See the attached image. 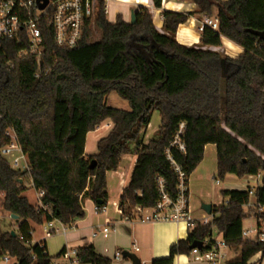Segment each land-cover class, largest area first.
Wrapping results in <instances>:
<instances>
[{
	"label": "trees",
	"instance_id": "obj_1",
	"mask_svg": "<svg viewBox=\"0 0 264 264\" xmlns=\"http://www.w3.org/2000/svg\"><path fill=\"white\" fill-rule=\"evenodd\" d=\"M152 1L156 9H162L163 0ZM190 1L201 16L212 18L214 9L218 10V30L204 28L198 48L182 46L175 39L178 28L194 14L164 11L166 34L161 35L147 8L135 10L134 24L121 17L111 24L102 0L73 50L58 48L49 18L41 19L45 52L39 79L34 57H20L23 47L16 41L2 44L0 192L4 198L0 212L17 216L21 223L15 237L0 233V263L8 257L16 264H53L55 258L44 243L30 246L31 223L55 220L72 226L85 216L84 199L97 208L107 205V175L119 170L124 157L135 155L136 163L119 207L125 217L138 220V208L153 209L158 202L159 179L170 197L177 198L178 175L167 151L189 180L208 146L216 147L220 181L228 176L241 180L261 175L262 185L253 197L249 189L222 191L228 201L214 207L211 223L196 222L187 239L170 248L168 258L150 264H174L176 256L191 255L195 242L202 243L200 252L206 253L213 249L216 235L229 250H239L227 264H253L256 256L264 257V243L242 237L249 217L245 210L252 198L264 208V41L253 34L264 33V0H214L217 6L208 0ZM95 32H99L98 41H93ZM223 38L243 53L233 59L202 49L221 47ZM112 93L126 101L130 111L108 107L106 98ZM156 112L161 123L146 142ZM108 121L112 129L98 141L97 154L87 157L88 134ZM181 125L185 153L171 148ZM11 131L27 157L29 172L13 169L1 155L12 141ZM92 162H96L93 169ZM27 180L44 194L42 205L52 216L24 196ZM256 219L264 220V213ZM77 260L112 264L93 246L78 249Z\"/></svg>",
	"mask_w": 264,
	"mask_h": 264
},
{
	"label": "crops",
	"instance_id": "obj_2",
	"mask_svg": "<svg viewBox=\"0 0 264 264\" xmlns=\"http://www.w3.org/2000/svg\"><path fill=\"white\" fill-rule=\"evenodd\" d=\"M139 7L147 8L150 11L154 27L161 35L166 34L163 30L162 19V13L164 11L194 14L186 24L181 25L178 28L175 39L177 43L182 46L188 48H198L202 34L200 28L205 16L198 14L197 6L193 2L190 0H163L162 9L158 10L155 8L152 0H111L109 3V15L107 16V19L111 24L116 23L118 17H121L125 23H131L132 14ZM213 12L214 15L212 18H216L218 10L215 8ZM202 49L216 52L221 56L233 59L239 57L243 53L242 48L238 47L225 38L222 39L221 47H204ZM106 128H109L108 131L110 132L112 129V123L110 122ZM146 142L148 141L146 140ZM208 153L217 159L216 147L208 146L205 150L203 162L205 161ZM86 156L89 157L88 155ZM203 162L200 164V166H198L195 172L199 170ZM123 163L125 164L124 169L122 166H120L117 172L109 173L107 175V191L109 200L107 203L106 213H98L96 211V204L89 199H84L83 208L85 216L72 226L66 227L58 221H53V226L51 228L48 227L47 222H44L42 225L31 223L33 233L30 246L44 243L48 254L55 258V260L61 259L63 250H65V252L77 251L78 249L86 246H93L97 254L110 259L112 264H132L130 260L124 258L121 261H116L115 255L118 252L121 254L124 252L134 253L140 259L142 264H150L153 260L168 258L170 255V248L177 242L186 240L189 230L184 223H141L138 221L126 222L123 219V216L119 213L117 208L119 206L120 196L129 182L131 171L136 163V156L130 155L124 157L121 165ZM195 172L193 174H195ZM110 175L112 176L113 180H117V186L113 192H111L109 188ZM228 177L230 178L234 176ZM254 178L256 177L249 176L241 179V181H244L242 185L243 188L237 189V191H245L248 188L256 189L260 187L261 185H259V182L254 180ZM190 181L191 177L189 178V206L192 216L197 220L202 219L207 215L202 210V208L201 215L193 214L194 210L191 207ZM25 187L27 191L25 192L24 196L27 197L29 203L32 206L40 207V200L38 198L39 193L33 188L31 181H25ZM227 190L233 191L236 189L227 188ZM251 203H255L253 198ZM218 204L220 203H217L215 206L212 205L213 209L214 207L218 206ZM1 217H8L12 221L14 224L13 227L15 226V230H13V232L16 234L19 230L21 221L12 220L10 215L4 213H1ZM104 229H109L107 237L104 235ZM50 231H52V233H50L51 235L47 237V234ZM215 239L220 240L222 238L216 235ZM223 252L226 253V255H228V253H234L228 248ZM59 255L60 257L58 258ZM238 255L239 251L236 253L235 257ZM263 259L264 257L262 258L261 255H258L252 260V262L262 264ZM224 263H227V259L221 261L219 264ZM0 264H16V261L14 259L8 258L7 261H2ZM75 264L81 263H79L77 260ZM174 264L207 263L196 262L192 256L181 255L174 258Z\"/></svg>",
	"mask_w": 264,
	"mask_h": 264
},
{
	"label": "built area",
	"instance_id": "obj_3",
	"mask_svg": "<svg viewBox=\"0 0 264 264\" xmlns=\"http://www.w3.org/2000/svg\"><path fill=\"white\" fill-rule=\"evenodd\" d=\"M105 3L104 13L109 15V3L111 0H102ZM100 0H57L50 1L45 11L38 10L37 0H0V49L2 44L8 41H16L23 49L20 57L32 56L36 59L35 78L39 79L42 74L41 59L45 52L44 39L40 28V21L43 17L49 18L50 26L54 32V42L60 49L73 50L81 42L87 23L94 19L96 8ZM35 12V13H34ZM210 28L213 31L218 30V19L204 17L200 31L204 28ZM10 67L9 64H7ZM12 68V67H11ZM184 125L180 126V131L171 143V148L178 149L181 153L186 152L185 145L181 142ZM8 136L12 138L9 145L1 150V155L10 163L13 169L29 172L30 167L27 157L22 148L17 143L15 134L11 131ZM168 160L170 161L175 173L178 175L177 198L174 200L170 197L165 189V183L162 179L158 180L159 199L153 209H137L138 220H130L125 217L118 206L119 213L126 222L138 221L141 223L156 222H173L184 223L188 230H193L195 223L208 225L212 221V216L206 215L202 219H195L189 206V180H187L182 168L178 166L171 158L170 151H167ZM257 178L260 177L256 176ZM219 183V182H217ZM250 197H253L255 189L248 188ZM40 207L44 208L41 202L42 192H38ZM4 195L0 192V210ZM248 209L252 210L251 217L255 218L258 214L264 213V208L250 203ZM49 215L52 213L47 208ZM99 213L107 212V205L97 208ZM1 218V212H0ZM55 221V220H53ZM53 221H48L49 228L53 226ZM256 226L248 230L243 229L242 237L246 241L255 243H264V220L256 219ZM52 231L48 232L49 237ZM109 229H104L105 237L108 236ZM23 240V238H21ZM227 249L222 239H215V245L212 250L201 253L199 249H194L191 255L196 262H206L207 264H219L227 257L223 251ZM138 250V249H136ZM123 256L120 252L116 253L115 260L121 261ZM5 257L3 261H7ZM61 260V261H60ZM60 260H55L53 264H75L77 262V251H66ZM253 263V262H252ZM257 264V263H253Z\"/></svg>",
	"mask_w": 264,
	"mask_h": 264
},
{
	"label": "rangeland",
	"instance_id": "obj_4",
	"mask_svg": "<svg viewBox=\"0 0 264 264\" xmlns=\"http://www.w3.org/2000/svg\"><path fill=\"white\" fill-rule=\"evenodd\" d=\"M100 35L99 32H95L93 41H98ZM106 104L108 107L121 110V111H130L128 103L122 100L116 93L110 94L106 98ZM110 121L106 122L103 126H101L97 132L90 133L86 139V147L85 153L88 156L96 155L97 154V143L100 139L105 138L108 135L109 128H106ZM161 123V119L159 114L156 112L153 115L152 122L146 132V140L148 141L152 138L153 134L157 131ZM217 159L216 157H212L210 153L207 154L205 161L203 162L202 166L199 168L195 174L191 176L190 181V192H191V207L194 210V215H201L202 205L203 204H211L215 206L217 203L218 206L221 203H226L228 200L224 198L221 194L222 191L227 190V188L233 189H241L243 188L244 181L236 177H227L223 182L217 178ZM124 163L121 165L124 169ZM202 176V177H201ZM259 182V185H262V176L260 175L259 178H254ZM219 182V183H217ZM109 188L110 191L113 192L117 186V180H113L112 176H109ZM217 207V206H216ZM246 213L248 219L244 222V229L248 230L251 227L256 226V219L251 217L252 210L246 208ZM3 218V217H1ZM0 218V233H12L15 230V226L13 227L12 221L8 217H4L3 219ZM216 234V233H215ZM239 250H232L234 253H228L226 259L227 262L232 260L236 253ZM227 264V263H224ZM264 264V259L262 261Z\"/></svg>",
	"mask_w": 264,
	"mask_h": 264
},
{
	"label": "water",
	"instance_id": "obj_5",
	"mask_svg": "<svg viewBox=\"0 0 264 264\" xmlns=\"http://www.w3.org/2000/svg\"><path fill=\"white\" fill-rule=\"evenodd\" d=\"M51 0H37V6H38V10L43 12L46 10V8L49 6ZM209 4L212 6H217V3L214 0H208ZM135 23V13L132 14V18H131V24ZM254 35L258 36L261 40L264 41V33H254ZM96 166V162H92L90 165V168L93 169ZM21 182V181H20ZM202 210L208 215V216H212L213 214V206L209 205V204H203L202 205ZM12 220L18 221L19 218L17 216H11ZM11 235L13 237L16 236L15 232H12ZM202 248V243H198L195 242L190 246V250H194V249H199L201 250ZM124 259H128L132 262V264H142L140 259L137 257L136 254L134 253H130V252H124L122 254Z\"/></svg>",
	"mask_w": 264,
	"mask_h": 264
}]
</instances>
